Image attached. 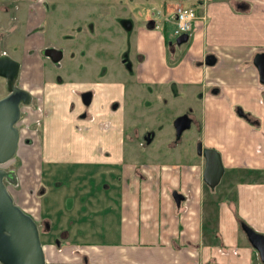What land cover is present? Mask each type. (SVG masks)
Wrapping results in <instances>:
<instances>
[{
	"label": "crops",
	"instance_id": "crops-1",
	"mask_svg": "<svg viewBox=\"0 0 264 264\" xmlns=\"http://www.w3.org/2000/svg\"><path fill=\"white\" fill-rule=\"evenodd\" d=\"M173 1L186 5L187 0ZM195 2L189 5L196 9L197 20L188 46L177 45L170 53V37L151 32L162 36L160 41L143 39L139 48L147 56L139 79L160 85L163 98L175 104L168 94L174 84V96L185 100L180 111L193 110L197 126L184 146L170 147L167 139L140 157L138 148L149 146L125 136L126 126L119 124L112 128L118 134L113 135L114 142L88 143L91 155L56 157L49 129L45 130L47 105L41 136L36 134L33 145L24 150L36 169L35 181L29 184L21 170L16 190L22 198L20 207L46 233L42 239L46 264H264L243 229L245 224L264 235V82L255 63L264 54V0ZM5 4L2 8L10 9ZM163 4L166 10L173 9L167 1ZM209 55L215 56L214 65L205 64ZM92 127L90 123L86 131H102ZM196 141L221 154L225 174L215 188L204 180L206 159L195 151ZM128 144L135 147L129 149ZM21 160L26 158L21 155ZM57 161L103 167L88 180L82 176L91 183L76 185L78 198L73 193L64 200L61 207L67 204L84 212L66 223L58 220L59 208L47 200L53 190L44 181V166ZM92 178L99 182L101 178V183ZM225 178L224 188H219ZM176 193L183 196L180 206ZM53 230L54 235L49 233Z\"/></svg>",
	"mask_w": 264,
	"mask_h": 264
},
{
	"label": "rangeland",
	"instance_id": "rangeland-1",
	"mask_svg": "<svg viewBox=\"0 0 264 264\" xmlns=\"http://www.w3.org/2000/svg\"><path fill=\"white\" fill-rule=\"evenodd\" d=\"M165 1L173 8L176 5L173 0H30V2L22 3V5H19L21 2L15 3L13 0H0V30L2 29L4 33L9 29L14 30L7 33V38L1 40L0 50L5 49L11 58L17 60L19 58V61H21L23 65L21 72L23 74L22 84L30 88L41 87L44 93L43 97L48 99L49 102H45V107L48 105L50 117L45 130L49 129L50 132L49 140L53 155L57 157L59 154L64 153L77 157L80 156L79 154L89 156L92 153H90L88 143L91 141L103 146L109 144L110 141L114 142L113 135L118 134L117 132L113 133L112 128L118 127L119 124L126 127L135 125V128H143L148 125L150 128L148 130L157 132V140L153 144L147 148L141 146L138 148L137 153L140 157L142 151H152L164 139L174 136L173 122L177 117L175 113L178 108L185 105V100L181 97L175 100L174 104V101L170 99V103L165 105L160 101L164 93L160 85L154 86L143 77H141L143 78L142 83L135 80L141 70L136 59V53L139 48H143L141 44L143 39L149 38L151 42H154L159 37L160 41L164 34L170 37L172 41L177 39V36L173 35L174 24L170 22L162 24L163 28L160 27L162 31L144 29V22L155 16L156 11L161 10L165 16L171 14V11L166 12L164 9L163 3ZM3 4L10 8L19 5L15 14L24 17L23 20L28 13L29 4L31 16L37 12L51 11L56 14L64 13L67 15L70 39L64 47L65 59L63 64L68 67V73L55 70L50 63L45 66L44 62L37 58V49L34 43L37 36H30L34 25H29L28 36L26 37L24 22L17 24L20 17H18L17 22L12 21L13 12L6 14V11L1 8ZM191 4H198V2H195V0L186 1V5ZM110 16H112L111 19L102 21ZM128 17L135 20L133 33L128 31L121 21L122 18ZM32 21L31 19V23ZM160 22H162V19H160ZM105 30L110 33L108 37L104 34ZM151 32H159L162 36L149 35ZM53 35H55L54 27L48 30V36ZM103 38L104 45L95 43L96 40L100 41ZM130 38L134 42V48L137 47V49L133 48L131 53L134 61L133 72L126 68L120 60V54L128 49L126 43ZM25 39L28 41L25 42ZM139 39L141 46L137 45ZM53 42L57 44L56 41ZM189 42L185 43V46H188ZM23 55L24 59L22 61L20 59ZM51 70L60 73L63 81H58L56 74L51 73ZM88 90H93L95 93L94 100L89 107L90 114L94 116L93 127H100L102 123L107 125L104 129L100 127L102 131L97 133L86 131V127H90V120L81 117L85 110L82 94ZM6 92L5 81L0 78V98L5 96ZM117 101L120 102L121 106L118 110H113V105ZM197 102L193 103L197 104ZM198 104L201 105L200 102ZM33 116L38 118V113H34ZM46 119L47 116L43 117V122ZM168 125L173 126L164 130L163 128H167ZM21 127L23 128L24 125H21ZM41 128L39 127L37 132L38 136H41L43 131ZM161 129L163 130L161 131ZM195 129L196 126L193 124L184 136H188ZM133 130V128H130L126 130V133L131 135ZM197 136H199L198 130ZM22 137L24 140L27 137H32V134L30 131L24 132ZM127 146L129 149L135 147L129 144ZM161 147L167 149L166 144L161 145ZM24 150L25 144L21 141L17 153L26 158V161L22 160V163H27L24 165L25 168L23 167L22 172L27 175V182L33 184L36 169L29 165V156L24 153ZM44 167L46 169L44 181L47 187L53 190L47 200L53 202L59 208L57 212L58 220L62 223H66L68 219L73 218L78 220L81 215H84V212L79 211L77 208H70L67 204L65 207L61 206L69 194L75 193L76 198H78V195L81 194L79 191H75L76 185L88 183L87 180L93 176V172H100L103 167L81 164L79 161L75 163L51 162ZM84 174L86 175V181L82 179ZM78 176L80 177L78 178ZM92 179L99 182L95 178ZM60 182H62V185L57 186V184H61ZM222 182L219 188H224L226 178ZM99 183H101V178ZM94 184L92 181L91 185ZM27 188H29V185ZM9 191L16 204L20 206L22 198L17 196V192L13 188ZM23 194L26 197L30 195L29 192ZM228 194L232 197V188L228 191ZM24 206L27 205L24 204ZM84 206L86 205L82 204V207ZM92 218L95 221L97 220L95 217ZM74 226L78 227L76 224ZM209 227V225H206L207 232ZM49 233L54 235L55 231ZM52 235L49 236L50 239L53 238ZM41 236L45 240L46 233Z\"/></svg>",
	"mask_w": 264,
	"mask_h": 264
},
{
	"label": "flooded vegetation",
	"instance_id": "flooded-vegetation-1",
	"mask_svg": "<svg viewBox=\"0 0 264 264\" xmlns=\"http://www.w3.org/2000/svg\"><path fill=\"white\" fill-rule=\"evenodd\" d=\"M15 3L16 2H21L19 5H22V3H27V2H30V1H26V2H22L21 0H13ZM19 5H16L14 6V8H10L8 10H5L6 14L8 13H12V21H16L18 20V17H20L19 21L17 22V24H22L24 22V34L26 35V37L28 36V30L26 27V25L28 24H33L34 26V29L32 31V34L30 36H37V39L34 40V43H35V46H36V49H37V58L40 59L41 61L44 62L45 66L47 65V63H50L53 65V68L55 70H60L62 72H65V73H68L69 69L67 66H65L63 63H64V59H65V44L66 42H68V40L70 39V36L68 34V19H67V15L64 14V13H53V11L51 12H37L35 13L34 15H30V10L31 8L28 9V13L27 15L25 16V19L23 20L24 17H21L15 13H17V7H19ZM30 5V4H29ZM2 8V7H1ZM3 9V8H2ZM164 9L166 10V8L164 7ZM167 11H171V14L170 15H167L165 16L163 14V12L161 10H158L156 11L154 14L155 16H153L152 18H148L145 22H144V29H150V30H161V28H163L162 24L165 23V22H170L171 24L174 23L175 21V7L172 9V10H166ZM115 17V16H114ZM112 16L110 17H106L104 18L102 21H106L108 19H111ZM31 19L33 20L32 23H31ZM160 19H162V22H160ZM122 23L124 24V26L126 27V29L128 31H130L131 33H133V30H134V27H135V20L130 17L128 18H122ZM142 21V20H141ZM35 23V24H34ZM55 28V35L53 36H48V30L50 28ZM142 29V30H144ZM14 31V30H13ZM12 29H9V30H6V33H4L2 31V29L0 30V42L2 39H5L7 38L8 34L7 33H11L13 32ZM162 31V30H161ZM104 34L108 37V35H110L109 32H107L106 30L104 31ZM174 35V34H173ZM175 36V35H174ZM190 37L189 36V40H190ZM179 37H177L176 40L172 41L170 39H167L168 40V43H167V48L169 49V52L171 53V51L178 45H183V44H178L177 43V40H178ZM28 41L27 39H25V42ZM53 41H56V43H54ZM96 44H101V45H104L105 42H104V38L101 39L100 41L99 40H96L95 41ZM42 44V45H40ZM128 49H126L121 55L120 57V60H121V63L126 67V68H129L131 70V72L134 71V61L131 57V53H132V50L134 48V42L133 40L130 38L127 40V43H126ZM137 45L139 46L140 45V39L138 40L137 42ZM48 49H54L50 52H48L47 50ZM134 49H137L134 48ZM48 52V53H47ZM2 55H7L10 57V55L8 54V52L5 50V49H2L0 50V56ZM61 57V58H60ZM11 58V57H10ZM60 58V59H59ZM147 56L145 54H143L142 52H140L138 50V52L136 53V59L137 61L139 62L140 64V67H141V64L145 62ZM13 59V58H12ZM13 60H16L18 62L21 63V61H19V58L18 60L17 59H13ZM22 60V59H20ZM22 68H23V65L21 64V68H20V71H19V75H18V78L15 82V86L18 87V88H22V89H25L27 90L31 96H32V104L30 105L31 107H34V106H38V104H41V107L43 109V111L45 112V115L47 113V109L45 107V102H46V98H44V93L42 90L40 91H37L36 92V89L35 88H30L29 86H24L22 84ZM55 70H51V73L53 74H56V79L58 81H63V77L60 75V73H57V71ZM0 78L4 79L5 81V84H6V87L8 85V82H7V79L5 77H2L0 76ZM135 80L139 83H142L141 80H139V74H138V78H135ZM174 84H171V88L169 89V92L168 94L169 95H172V97L174 98V100L178 99L179 97H175L173 94V87ZM158 86V85H156ZM164 92V90H162ZM91 92L90 94H87L85 97L84 95L86 93H89ZM9 91H8V87H7V92L5 94V96L1 97V99H3L4 97H6L7 95H9ZM164 96V93L163 95L161 96V99L160 101L163 102L165 105H168L169 104V101L167 100V98H163ZM94 97H95V93L93 90L91 91H85L83 94H82V102H83V105L85 107V110L84 112L82 113V118H88L90 120V123H92L94 121V116L92 114H90L89 112V107L91 106L93 100H94ZM38 100H41L42 103H38ZM120 102L117 101L115 102V104L113 105V110H118L120 108ZM29 108V106H26V105H21V116H20V119L19 121L17 122L16 126L18 127L19 129V133H20V139H19V145L21 143V141L24 142L25 144V149L27 146H32L33 145V141L36 139V131H33L35 130L40 124H37L35 122H30L29 123V127L28 129H26L25 131H22V129L25 128V122H23V112L25 109ZM239 111H242L241 109H238ZM193 110H187V111H180V108H178L177 112L175 113V115L177 116L174 120V126L173 125H168V127L166 128H163L164 130L170 128L171 126L174 127V136L173 137H168L166 139H164V142L166 143L167 139H169V143L170 144V147H176V146H184V141L186 139H188V136H184L186 131L191 128V126L193 124H195V126H197V122H196V119L193 117V113H192ZM244 112V111H243ZM245 113V112H244ZM188 123H191L190 127L186 128V129H183L185 126H187L186 124ZM21 125H24V127L22 128ZM107 125L103 123L100 125V127L102 129H104ZM125 127V126H124ZM132 127L134 130L133 132L131 133V136L130 134L126 133L125 136H127L128 138H132L134 139V141H138L140 142L143 146L144 145H147L149 146L148 144H153L154 141L157 140V132L154 131V130H148L150 129L148 127V125H145L143 128L141 127H137L135 128V125H131L129 127H125L127 130ZM161 129V131L163 130ZM183 129V130H182ZM182 130V131H181ZM31 132L32 134V137H27L23 140V137H22V134L24 132ZM199 144V145H198ZM195 148H196V152L197 154L200 156H204V158L206 159L205 155H204V152L206 149H211V148H204L203 147V144L200 143V142H197L196 141V144H195ZM18 149H19V146H18ZM18 152V150H17ZM24 167L23 163H22V160H21V154L19 153H16L14 155V157L8 161L7 163L1 165V168L5 169V170H8L10 172H12V177L10 179H6L5 180V183L8 187V189L10 190L11 188H13L14 190H17L19 189V177H20V174H21V170L22 168ZM14 179L16 180V184L13 183L14 182ZM0 264H2L0 262Z\"/></svg>",
	"mask_w": 264,
	"mask_h": 264
},
{
	"label": "water",
	"instance_id": "water-1",
	"mask_svg": "<svg viewBox=\"0 0 264 264\" xmlns=\"http://www.w3.org/2000/svg\"><path fill=\"white\" fill-rule=\"evenodd\" d=\"M188 40L189 35L184 34L178 38L177 43L183 44ZM52 50L54 49L47 51ZM215 63L216 58L213 55L205 59L207 65ZM255 63L259 68L261 81L264 82V54L257 56ZM20 68V62L7 55L0 56V76L7 79L10 92L0 100V262L2 264H46L41 225L16 204L5 183L7 178L12 177V172L1 168V165L10 161L18 150L20 133L16 124L21 116V105H29L32 102V96L27 90L15 86ZM90 93H86L84 97ZM238 113L242 117H247L243 110H238ZM186 125L183 129L190 127L191 123ZM204 155L206 157L204 180L209 187L215 188L225 174L222 157L220 152L213 148L206 149ZM13 183L16 184L15 179ZM174 196L180 206L183 196L177 193ZM243 229L264 262V235L256 233L245 224Z\"/></svg>",
	"mask_w": 264,
	"mask_h": 264
},
{
	"label": "built area",
	"instance_id": "built-area-1",
	"mask_svg": "<svg viewBox=\"0 0 264 264\" xmlns=\"http://www.w3.org/2000/svg\"><path fill=\"white\" fill-rule=\"evenodd\" d=\"M197 19L196 11L193 7L184 6L179 4L175 9V28L174 34L176 36L182 35L184 33H190L195 28V22ZM38 103H42L41 100H38ZM34 113H38V118L33 116ZM41 116H45L41 104L38 106L25 109L23 112V122H25V128L22 131H25L29 127V122H35L39 124L42 120ZM29 121V122H28Z\"/></svg>",
	"mask_w": 264,
	"mask_h": 264
},
{
	"label": "trees",
	"instance_id": "trees-1",
	"mask_svg": "<svg viewBox=\"0 0 264 264\" xmlns=\"http://www.w3.org/2000/svg\"><path fill=\"white\" fill-rule=\"evenodd\" d=\"M248 120H250V116L248 117Z\"/></svg>",
	"mask_w": 264,
	"mask_h": 264
},
{
	"label": "bare ground",
	"instance_id": "bare-ground-1",
	"mask_svg": "<svg viewBox=\"0 0 264 264\" xmlns=\"http://www.w3.org/2000/svg\"><path fill=\"white\" fill-rule=\"evenodd\" d=\"M22 209H24V208H22Z\"/></svg>",
	"mask_w": 264,
	"mask_h": 264
}]
</instances>
